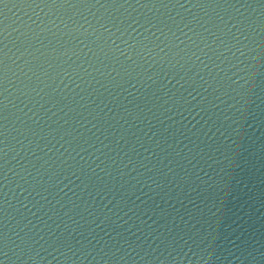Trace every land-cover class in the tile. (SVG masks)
Here are the masks:
<instances>
[{
  "label": "water",
  "instance_id": "water-1",
  "mask_svg": "<svg viewBox=\"0 0 264 264\" xmlns=\"http://www.w3.org/2000/svg\"><path fill=\"white\" fill-rule=\"evenodd\" d=\"M0 264H264V0H0Z\"/></svg>",
  "mask_w": 264,
  "mask_h": 264
}]
</instances>
